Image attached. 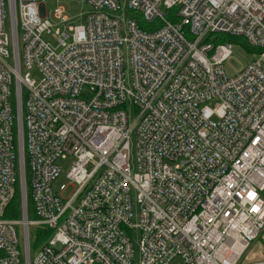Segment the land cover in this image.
<instances>
[{
  "label": "built area",
  "instance_id": "2783aa9c",
  "mask_svg": "<svg viewBox=\"0 0 264 264\" xmlns=\"http://www.w3.org/2000/svg\"><path fill=\"white\" fill-rule=\"evenodd\" d=\"M45 1L0 0V264H135V227L138 264H240L264 233V0H83L64 31ZM220 35L261 52L233 79ZM31 226L50 232L32 261Z\"/></svg>",
  "mask_w": 264,
  "mask_h": 264
},
{
  "label": "rangeland",
  "instance_id": "374dc122",
  "mask_svg": "<svg viewBox=\"0 0 264 264\" xmlns=\"http://www.w3.org/2000/svg\"><path fill=\"white\" fill-rule=\"evenodd\" d=\"M127 3V1H125ZM45 6L48 12L49 19L52 20L53 13L56 8L63 7L66 11L67 16L70 18L69 22L66 23L64 27H62V31H64L63 28H70V27H77L85 25V16L92 10V7L83 0H46ZM128 20L127 16H125V21ZM7 28L8 32H11V21H10V13L9 10H7ZM43 39L50 43L54 48H57V51L60 52L61 48L58 47L57 41L52 36H46L44 35ZM258 58L257 53H252L248 51L247 49L241 47L240 45H234L232 50V56L225 62L224 64V71L226 76L229 79L235 78L237 75H239L249 64H251L253 61H255ZM9 63L12 66L14 65L13 59H9ZM124 68L126 73V78L128 81L129 77V68H130V61L128 55L125 53L124 56ZM264 70V67H263ZM22 74L24 75V69H22ZM33 78H38V73L36 70L32 71ZM13 88L14 91H16V82L14 79L13 82ZM24 140H26V124L24 123ZM137 137H136V130L133 131L130 138V164L131 169L133 173H137L138 167H137ZM58 166L62 169V173L60 175V178L58 181L53 185L54 189H59L62 185H67L68 181L66 180V176L69 171V164L66 161H58ZM17 175L19 176V171L17 168ZM20 180V178H19ZM28 180V178H27ZM69 191H72V187H70ZM19 195L21 196L20 189H19ZM134 202V199H133ZM18 207V217H16L15 220L21 221L22 215L19 207V203L17 205ZM134 214H137V205L136 203L133 204ZM28 219L29 221L33 222L37 220V217L35 215L32 203L31 207H29L28 210ZM133 224L137 225L138 220L135 217L133 220ZM16 231L18 233V236L23 239V227L22 225H16L15 226ZM36 230L37 228L34 226L30 227V235H31V244L33 245V251L31 253V261L34 259L36 253L38 250H40L44 244L41 243L39 247L36 249ZM131 240L133 244V251H134V262L135 264H138L140 260V233L139 230L135 227L131 234ZM37 251H36V250ZM264 260V233L260 236L258 240L253 242L251 244V247L247 250L245 255L240 261V264H255L257 262ZM172 264H185L184 261L181 258L175 259Z\"/></svg>",
  "mask_w": 264,
  "mask_h": 264
},
{
  "label": "trees",
  "instance_id": "16d2710c",
  "mask_svg": "<svg viewBox=\"0 0 264 264\" xmlns=\"http://www.w3.org/2000/svg\"><path fill=\"white\" fill-rule=\"evenodd\" d=\"M175 15H176V11H173L171 13V15H170V19H172V21H176L177 20ZM138 25L140 26L141 29H143L145 31H152L153 30L152 27H154V26H152L153 24L152 25L146 24L144 21H142L140 19V17L138 18ZM218 39L220 41L232 43L233 45H240L241 47L247 49L248 51H250L252 53H257V54L261 53L260 51H258L256 49H253L250 46H248L247 43L242 38L226 36V35H223V36L220 35L218 37ZM26 164H27V161H26ZM26 173H27V171H26ZM27 186H28V189H29V181L28 180H27ZM19 189H20V184H19V181H18L16 186H15L14 199L12 200V202L10 203V205L8 206V209L6 211V218H12V217L16 218V217H18V214H17L18 207H17V205L19 203V207H20V200H21L20 199V195H19ZM28 196H29L28 198L30 200L29 191H28ZM28 203H29V207H31L32 201H28ZM32 206H33V204H32ZM30 237H31V235H30ZM36 238H37V240H36L35 248L37 249L41 243H43L44 241H46L47 239L50 238V232L47 231V230L38 228L36 230ZM32 251H33V245L31 244V253H32Z\"/></svg>",
  "mask_w": 264,
  "mask_h": 264
}]
</instances>
